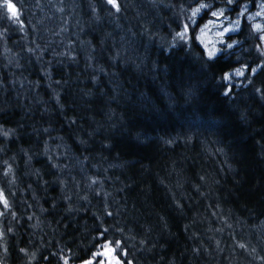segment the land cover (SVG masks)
I'll use <instances>...</instances> for the list:
<instances>
[{
    "label": "trees",
    "instance_id": "16d2710c",
    "mask_svg": "<svg viewBox=\"0 0 264 264\" xmlns=\"http://www.w3.org/2000/svg\"><path fill=\"white\" fill-rule=\"evenodd\" d=\"M9 2L0 264H99L106 241L122 264H264V71L222 80L264 62L251 24L226 39L243 55L207 61L197 34L227 0H204L211 11L195 23L201 0H118L119 12L106 0ZM185 24L187 43L174 39ZM56 41L68 54L50 53ZM67 156L90 175L86 189L64 177L65 166L78 175Z\"/></svg>",
    "mask_w": 264,
    "mask_h": 264
},
{
    "label": "snow or ice",
    "instance_id": "6c2138e0",
    "mask_svg": "<svg viewBox=\"0 0 264 264\" xmlns=\"http://www.w3.org/2000/svg\"><path fill=\"white\" fill-rule=\"evenodd\" d=\"M238 2V0H227V4L228 5H234ZM106 3L108 5L111 6L112 9H115L117 12L120 11V4L118 3V0H106ZM4 4L7 7V10L11 13V19H17L18 18V13L17 10L15 8V6L9 2V0H4ZM261 10L258 11L257 13H255V16L257 17H264V2L260 3L257 5ZM211 5H209L208 3L204 2V0H201L200 3H198L196 6L194 7H190V11H191V16L188 17V19L195 23V17H197L201 11L203 10H209L211 11ZM247 11L246 8H242V10L238 13V16H244L245 12ZM225 13V9L224 8H220L217 9L216 11H212L211 14L213 17H216L217 19H220L221 17L224 16ZM207 14V13H205ZM249 20H253L252 16L248 17ZM209 23H212V21H209ZM240 25H241V21L239 19H237L234 22V26L233 27H225L223 28L222 31H218L216 33L217 37H219V44L220 45H224L225 47H217V43L216 42H209L206 40L205 38V33L204 30L201 31L200 35L197 36V40L200 41L201 45L204 47V55L207 58V61H214L216 59L219 58V55L226 51V50H233L234 46L239 45L241 42L238 40H231V42H227L226 40V35L229 33H233V32H237L240 30ZM204 28H207V25L204 26ZM190 28L188 24H185L181 31L176 32L174 39L177 41H181L184 43H187V34L189 33ZM251 31L253 34H259V43L256 44V51L258 53V55L262 58H264V25L260 24V23H252L251 25ZM227 39H230V36L227 37ZM172 47H175V45H172ZM231 53L229 52V55ZM245 70H250L251 74L254 76L258 70L260 71H264V62L260 63V64H256L255 67H253L250 64H242L239 68H236L233 70L232 73L229 72H224L223 76H222V80L228 84L231 80H232V76H236V77H243L245 76ZM252 83V80L249 79V84ZM255 91L257 93H261L262 89L261 88H256ZM232 92V87L231 86H226L224 88V95L225 96H229ZM10 133L5 131L0 133V135H3L4 137H7ZM7 163V162H5ZM53 167H56V165L54 164ZM11 171L10 168H6L5 169V175H7V173ZM63 183V181L61 182ZM0 204L3 205V207L5 209L9 208V203L3 193V191H0ZM0 215H3V213H0ZM107 215L111 216V213L108 212ZM10 230V229H9ZM108 231L107 228H105L103 230V232L101 233V235H104L106 232ZM120 241H115V246L116 248L120 247ZM111 242L106 241L104 244V248H105V252L103 253H94L93 257H96L97 255H107L109 257V264H121V260L117 259V257L115 255H113L115 248L111 247ZM241 247H243V245H241ZM21 251H24V249H21ZM64 259V264H69L68 259L67 258H63ZM83 264H93V259H89V260H85L83 262ZM126 264H131V262H126Z\"/></svg>",
    "mask_w": 264,
    "mask_h": 264
},
{
    "label": "rangeland",
    "instance_id": "374dc122",
    "mask_svg": "<svg viewBox=\"0 0 264 264\" xmlns=\"http://www.w3.org/2000/svg\"><path fill=\"white\" fill-rule=\"evenodd\" d=\"M35 4L37 5V7H36L37 13L36 14H40L39 19L42 18V17H46L44 15V12L46 11V9H43V6L39 5V3H35ZM39 8H40L41 11L39 10ZM32 10H34V8H32ZM5 12L10 13L7 10L6 5L4 4V0H0V19L3 17ZM253 17H256V16L254 15ZM214 18H215V21H212V23H208L207 24V28L206 29L203 28V30H204V33H205L206 40L209 41V42H216L217 43V47H218L220 38L217 37L216 33L218 31H222L223 28H225V27H233L234 23L226 22V23L223 24L222 21L220 20L221 18L220 19H217L216 17H214ZM201 31H200V33H201ZM200 33H199V35H200ZM233 33H229L227 35H230V34H233ZM5 39H6V32L4 30H2L1 27H0V49L2 51V54L4 55V58H5V60H6V62L8 64H11L12 66H16L15 65L16 59L11 55L10 52L4 50L5 49ZM36 48L39 51V53H41L42 57L44 58V55H43L42 52H44L45 50L41 51L42 47H39L38 45H37ZM48 48L50 49V53L56 52V54H57V51H62L64 54H68L67 53V49L65 50V48L61 45L60 41H56V44H49L48 43ZM52 54H55V53H52ZM41 55H39V56H41ZM90 69H92V68H90ZM44 75H48V73H45ZM46 83L49 85V87H51V86L55 87L56 84H57L56 81H53L51 76L50 77H46ZM0 132L1 133L5 132V130L4 129L3 130L0 129ZM67 157H68V163H71L72 169H75L77 171L78 175L75 176V174L71 172V167L70 166H69L70 167V169H69L70 173H65L66 169L69 168L68 166H65L62 169L64 171V174H66V175H64V177H66L69 180L68 182L70 183V185L74 183L75 186L77 187L76 184H78V185L81 184L83 186V189H86L87 186L89 184H91L90 175L88 174L87 170L86 171L84 170L85 168L83 169V166L81 165V163L79 161L75 160L72 156L71 157L67 156ZM79 170H80V172H79ZM75 177H77V179H75ZM76 180L78 182H76ZM77 194L78 193H76L75 196H77ZM105 251L106 250H105V248L103 246L102 247V251L100 253H103ZM100 256H101L102 259H104V263L105 264H109V257L107 255H100Z\"/></svg>",
    "mask_w": 264,
    "mask_h": 264
},
{
    "label": "flooded vegetation",
    "instance_id": "af4514ba",
    "mask_svg": "<svg viewBox=\"0 0 264 264\" xmlns=\"http://www.w3.org/2000/svg\"><path fill=\"white\" fill-rule=\"evenodd\" d=\"M264 2V0H261V3ZM249 5H251V3H249ZM254 6V5H253ZM255 7H256V4H255Z\"/></svg>",
    "mask_w": 264,
    "mask_h": 264
}]
</instances>
